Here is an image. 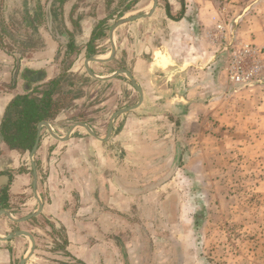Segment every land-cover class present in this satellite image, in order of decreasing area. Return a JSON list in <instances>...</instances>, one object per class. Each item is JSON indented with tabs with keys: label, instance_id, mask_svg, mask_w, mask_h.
<instances>
[{
	"label": "crops",
	"instance_id": "0c3cea01",
	"mask_svg": "<svg viewBox=\"0 0 264 264\" xmlns=\"http://www.w3.org/2000/svg\"><path fill=\"white\" fill-rule=\"evenodd\" d=\"M124 2L0 0V130L16 97L54 90L59 108L42 121L35 179L31 151L9 149L0 135V264H202L187 238L174 179L164 176L185 138L197 159L188 164L205 168L214 153L208 145L228 137L236 115L264 118V83L255 68L264 57L256 45L262 29L248 19L229 29L214 1L192 7L188 0H157L151 16L113 30L119 20L151 10L135 15ZM41 18L46 31L37 26ZM16 23L30 29L18 32ZM33 38L38 48L22 47ZM99 39L108 48L92 47ZM245 48L256 49L237 59L250 77L235 82L230 63ZM87 68L96 77L118 74L99 80ZM123 71L142 100L111 121L116 109L101 116L94 107L102 89L111 88L103 104H114L117 85L134 106L140 101ZM145 110L152 112L138 116ZM17 232L32 237L33 251L29 236Z\"/></svg>",
	"mask_w": 264,
	"mask_h": 264
},
{
	"label": "rangeland",
	"instance_id": "374dc122",
	"mask_svg": "<svg viewBox=\"0 0 264 264\" xmlns=\"http://www.w3.org/2000/svg\"><path fill=\"white\" fill-rule=\"evenodd\" d=\"M188 1L192 7L195 5L194 1H214V6L220 9L219 18L229 25V29H235L238 26L237 22L242 23L247 19L259 24L262 31L260 38L255 41L260 51L264 53V0ZM126 5L132 6L133 14L139 15L152 7V0H125L124 6ZM41 19L42 23L37 26L42 31H46V25L43 23V18ZM109 26L110 24L96 28V32L102 30V27H107L108 30ZM14 28L18 32L25 28V31H28L30 25L16 23ZM6 42L11 43L13 50H19L18 42L13 40ZM25 42L26 45L22 47L26 46L27 49L40 46L38 38ZM92 47L104 50L108 48V42L99 39L92 44ZM261 64L258 80L264 83V63ZM71 69L76 70L75 65L70 67ZM81 72L82 69L79 67V73ZM105 72L106 70H102V73ZM121 80L128 86L124 74ZM110 89L106 87L97 94L99 101L97 98L94 99V107H98L101 116L113 109L118 112L120 109L135 105V99L124 90V85H117L112 89L116 92L114 104H103L105 100L108 101L105 98ZM133 90L130 92L132 93ZM235 95L234 97H239ZM230 103L232 106L229 107L235 109L236 99L231 98ZM151 112L145 110L143 114L139 112L138 116H146ZM100 122V126L104 128L106 126L104 119ZM235 124L227 138L223 137L218 142H214L213 148L212 145H208L214 153L212 157L206 158L205 168L190 167L188 161L197 159H192L196 154L190 152V147L193 145L187 143L189 138H185L184 146L179 149V159L173 163L176 164V169L172 174L169 172L164 176L165 182L174 179L171 188L174 187L179 191V204L188 220L187 238L195 249V256L202 264H264V118L255 117L253 120L238 114L233 125ZM248 130L255 132H243ZM188 156L190 159H187ZM197 158L204 157L198 155Z\"/></svg>",
	"mask_w": 264,
	"mask_h": 264
},
{
	"label": "trees",
	"instance_id": "16d2710c",
	"mask_svg": "<svg viewBox=\"0 0 264 264\" xmlns=\"http://www.w3.org/2000/svg\"><path fill=\"white\" fill-rule=\"evenodd\" d=\"M54 94V90H50L43 93L41 98L35 95L19 96L10 103L0 130L2 141L9 149L31 151L36 140L38 124L52 119L58 112Z\"/></svg>",
	"mask_w": 264,
	"mask_h": 264
},
{
	"label": "water",
	"instance_id": "95a60500",
	"mask_svg": "<svg viewBox=\"0 0 264 264\" xmlns=\"http://www.w3.org/2000/svg\"><path fill=\"white\" fill-rule=\"evenodd\" d=\"M156 5H157V0H152V7H151L150 12H149L147 15H139V16H134V17H130V18H127V19H121V20H119V21L116 23V25L113 27V30H114V28H115L116 26H118V25H122V24H124V23H126V22H129V21H132V20H134V19L141 18V17H149V16H151V14L153 13L154 9L156 8ZM48 11H49V10H48ZM113 54H114V49H113V52H112V54H111V57L113 56ZM97 61H98V62H101V63L106 62V61H100V60H97ZM87 71H88V73H89V75H90L91 77H93V78L95 77V78H97V79H99V80H103V79L108 80V79L114 78L115 75L118 74V73H115L114 75H112V76L109 77V78H102V77H96V76H94V75L92 74V72L88 70V68H87ZM123 73H125V74L128 76V78L131 80V82L133 83V85H135L137 91H138L139 94H140V101H139V103H138L136 106H134V107H131V108H125V109H121L120 111H118L115 115L112 116L111 121L114 119V117H115L116 115H118V114H123V113H126V112H128V111H130V110H133V109L137 108V107L140 105L141 100H142V93H141V90L136 86V84H135L134 80L132 79V77L130 76V74L127 73V72H125V71H123ZM42 126H46V123L41 122V123L39 124L38 129H37L36 140H35V143H34V145H33L32 150H31V165H32V169H33V172H32V173H33V175H34V179L36 178V173H35V172H36V169H35V164H34V161H33L32 157H33V154H34V152L36 151V149H37V147H38V143H39V139H40V130H41V127H42ZM111 127H112V123L110 124V127H109V133H110V131H111ZM85 128L88 129V127H85ZM88 132L91 133V134H93L89 129H88ZM176 162H177V161H176ZM176 167H177V166H176V164H175V165L173 166V168L171 169L172 171H171L170 174H172V173L174 172V169H176ZM34 183H35V180H34ZM40 210H41V204H39L38 212H39ZM38 212H37V214H38ZM37 214H36V215H37ZM15 235H26V236H29V238H30V240H31V242H32V249H31V251H33V249H34V242H33L32 237H31L30 235H28V233H25V232H17V233H15ZM24 263H25V260H23V261L21 262V264H24Z\"/></svg>",
	"mask_w": 264,
	"mask_h": 264
},
{
	"label": "built area",
	"instance_id": "2783aa9c",
	"mask_svg": "<svg viewBox=\"0 0 264 264\" xmlns=\"http://www.w3.org/2000/svg\"><path fill=\"white\" fill-rule=\"evenodd\" d=\"M254 51H256V49L245 48L243 53L239 52V51L234 53L233 58H232L233 61H231V63H230V76H231V79L233 81L239 82V81H241V79L243 77H244V79H248L250 77V76H247V75L244 74L242 67L240 68L239 65H238L237 59L242 54H247L248 52L250 53V52H254ZM258 53L259 54H264L261 51L260 52L258 51ZM259 62L264 63V57L260 56ZM261 63H257L256 66H255V68L258 69V75H259V73H260V71L262 69V64Z\"/></svg>",
	"mask_w": 264,
	"mask_h": 264
}]
</instances>
